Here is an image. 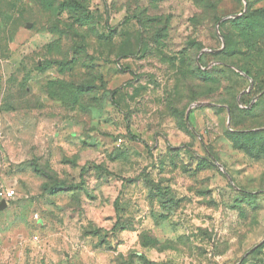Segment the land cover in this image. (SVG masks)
<instances>
[{"label":"rangeland","instance_id":"rangeland-1","mask_svg":"<svg viewBox=\"0 0 264 264\" xmlns=\"http://www.w3.org/2000/svg\"><path fill=\"white\" fill-rule=\"evenodd\" d=\"M64 1L0 0V264H264V0Z\"/></svg>","mask_w":264,"mask_h":264},{"label":"trees","instance_id":"trees-1","mask_svg":"<svg viewBox=\"0 0 264 264\" xmlns=\"http://www.w3.org/2000/svg\"><path fill=\"white\" fill-rule=\"evenodd\" d=\"M64 5H60V10H65L66 8H72L71 12H77L78 10H82L85 9V7L77 0H66L63 2ZM74 4V5H73ZM85 11V10H84ZM84 11L82 12V15H80V18L78 19V21L81 23L80 25H86L87 20L85 18H83L84 16ZM263 19H264V10H258L255 12H251L250 10L246 11L245 14H241V16H238L237 18L231 20L232 23L236 22V23H240V22H246L248 24V26L254 31L253 33L256 34L258 33V35H252L251 41L252 42V46L253 49L255 50V46L254 45V41H258V36L259 38L264 39V36H261L264 34V31L261 29L260 31H256L259 28H261L263 26ZM231 21H227V23H231ZM219 26H220V21L218 22ZM225 24V23H224ZM221 32V31H219ZM221 37H223V39L225 40V45L222 49L216 50L215 55L217 56H222V59H216V63L213 65V67H217V66H224L226 67L228 70H231L232 66H236L234 65L233 61L227 60L229 58V56H232L233 51H234V47H233V40L231 37H229V35H227V33L222 34L220 33ZM254 40V41H253ZM199 62V61H198ZM248 62H251L250 57H248ZM256 66V63H254ZM240 68V67H239ZM246 77H248L249 79L252 78V80L256 81L257 80V74L253 73L250 69H247L245 67H241L240 68ZM193 72H197V73H202L204 75H206L205 71L201 68L198 67V65H194L193 64ZM232 136H234L235 138H251L252 136H255V138H261L259 140H263L262 144L264 143V129L261 130H249V131H233ZM244 145H247V142L243 143ZM248 148L250 149L251 147L248 146ZM146 264H153L152 261H149L148 259H145Z\"/></svg>","mask_w":264,"mask_h":264},{"label":"water","instance_id":"water-1","mask_svg":"<svg viewBox=\"0 0 264 264\" xmlns=\"http://www.w3.org/2000/svg\"><path fill=\"white\" fill-rule=\"evenodd\" d=\"M245 7H247V4L245 3ZM241 14H235V15H231V16H227V17H223L222 19H221V21H223V20H226V19H229V18H231V17H238V16H240ZM30 26V25H29ZM218 27H219V24H218ZM218 32H219V28H218ZM220 33V32H219ZM205 51H207V50H203L202 52H205ZM203 103L202 102H199V103H195L193 106H196V105H202ZM8 206V202H7V200H2L1 202H0V209H3V208H5V207H7Z\"/></svg>","mask_w":264,"mask_h":264},{"label":"built area","instance_id":"built-area-1","mask_svg":"<svg viewBox=\"0 0 264 264\" xmlns=\"http://www.w3.org/2000/svg\"><path fill=\"white\" fill-rule=\"evenodd\" d=\"M16 194V190L14 188H8L7 190L1 192V195L4 196V200H10L12 199Z\"/></svg>","mask_w":264,"mask_h":264}]
</instances>
